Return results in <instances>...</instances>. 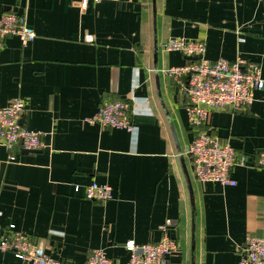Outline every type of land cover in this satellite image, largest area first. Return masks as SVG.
<instances>
[{"label": "crops", "instance_id": "crops-1", "mask_svg": "<svg viewBox=\"0 0 264 264\" xmlns=\"http://www.w3.org/2000/svg\"><path fill=\"white\" fill-rule=\"evenodd\" d=\"M6 12L36 39L6 40L0 108L25 99L22 124L48 147L18 146L12 162L0 146V228L14 225L62 264H88L94 250L127 263L125 243H158L168 219L180 245L171 264H237L247 238L264 239V91L246 110L212 111L207 130L247 163L231 172L236 186L202 185L187 153L188 96L164 72L194 60L163 50L170 38L202 41L207 60L242 56L264 78V0H0ZM115 101L130 103L134 133L84 122ZM93 183L113 200H88ZM0 264L21 262L0 253Z\"/></svg>", "mask_w": 264, "mask_h": 264}, {"label": "built area", "instance_id": "built-area-1", "mask_svg": "<svg viewBox=\"0 0 264 264\" xmlns=\"http://www.w3.org/2000/svg\"><path fill=\"white\" fill-rule=\"evenodd\" d=\"M104 1V0H96ZM117 2L119 0H106ZM88 0H79L86 9ZM18 38L23 46L36 39L24 16L14 12L0 14V52L8 38ZM88 35L85 41L93 42ZM165 52H177L185 57H200L182 66L169 67L164 72L172 78L187 94L186 106L188 121L195 131V138L188 148L193 161L195 180L205 185L217 183L222 186H236L231 172L236 166H245L246 157L237 154L228 142L207 130V122L212 111L230 107L246 110L254 102L255 93L264 91V78L261 65L237 56L234 61L219 59L210 61L205 58L206 45L202 41L185 38H170L163 44ZM26 101L21 97L12 99L0 108V146L11 153L9 159L15 162L13 151L21 147L28 152L43 151L48 147L41 132L31 131L22 124ZM131 105L127 101L105 102L98 112L84 119L90 125L104 128L135 132L130 118ZM257 167L264 172V151L257 160ZM85 196L90 201L105 203L113 200L114 191L109 185L93 183L85 188ZM176 223L168 219L160 227L161 237L156 244L140 245L127 241L125 249L129 253L127 263L116 262L104 250L90 253L88 264H171L178 255L180 245L172 236ZM0 253L13 254L21 264H62L49 255L45 247L33 242L27 234L16 230L14 225L8 229L0 228ZM237 264H264V239L249 237L240 249Z\"/></svg>", "mask_w": 264, "mask_h": 264}, {"label": "water", "instance_id": "water-1", "mask_svg": "<svg viewBox=\"0 0 264 264\" xmlns=\"http://www.w3.org/2000/svg\"><path fill=\"white\" fill-rule=\"evenodd\" d=\"M200 57H189L190 60H198ZM195 239V233L193 234V240Z\"/></svg>", "mask_w": 264, "mask_h": 264}]
</instances>
